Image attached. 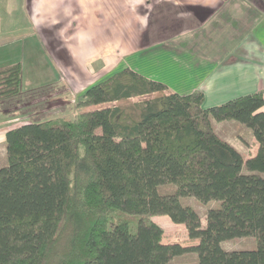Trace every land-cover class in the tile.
Returning a JSON list of instances; mask_svg holds the SVG:
<instances>
[{"label": "trees", "instance_id": "16d2710c", "mask_svg": "<svg viewBox=\"0 0 264 264\" xmlns=\"http://www.w3.org/2000/svg\"><path fill=\"white\" fill-rule=\"evenodd\" d=\"M21 92V63L1 67L0 100ZM204 99L124 68L89 86L73 114L9 128L0 264H172L188 252L191 264H264V92ZM214 120L250 127L257 153L246 158ZM188 196L207 206L205 224ZM119 212L140 219L115 222ZM158 215L184 223L192 242L166 241L146 219ZM240 237L257 247H223Z\"/></svg>", "mask_w": 264, "mask_h": 264}, {"label": "crops", "instance_id": "0c3cea01", "mask_svg": "<svg viewBox=\"0 0 264 264\" xmlns=\"http://www.w3.org/2000/svg\"><path fill=\"white\" fill-rule=\"evenodd\" d=\"M4 9L11 19L5 24ZM14 32L36 36V45L25 49L34 57L46 50L65 84L48 96L66 104L124 68L180 94L202 91L204 107L264 92V0H0V35ZM171 45H192L188 49L196 53L177 54ZM197 45L220 48L204 54ZM7 112L14 115V109ZM232 125L244 126L214 120L222 138L246 158L255 155L259 145L253 133L249 140H236ZM11 127L0 118V160ZM224 128L226 134L219 132Z\"/></svg>", "mask_w": 264, "mask_h": 264}, {"label": "rangeland", "instance_id": "374dc122", "mask_svg": "<svg viewBox=\"0 0 264 264\" xmlns=\"http://www.w3.org/2000/svg\"><path fill=\"white\" fill-rule=\"evenodd\" d=\"M161 10L165 11V7L161 6ZM169 9V7H166ZM6 9L3 10V22L5 24L6 20L11 21L10 18H6ZM155 17L153 18V20ZM20 19H13V22L16 24ZM20 28V23L19 27ZM36 36L27 35L25 32H14L0 35V68L3 66H7L9 64L20 62L22 65V92L20 95L15 96L13 98H8L4 100H0V112H2L5 118L6 124L10 126H16L22 124L24 121H32L38 119H43L46 117H56L60 115H71L74 111V104L78 100L73 98V101H69L66 104V101L56 98H51L48 96V93L52 90V88H57L63 90V86L65 85L60 81V72L56 65L53 64L52 59L48 56L46 50L36 51L37 57L32 56V54L25 49V45H36L34 43V38ZM215 42V41H214ZM213 42V43H214ZM174 48H177L176 53L180 54L181 52L184 54H192L195 55V52H191L188 48H191L192 45H184L182 49V45H171ZM204 49H201L197 45V52L201 53H213L216 49L220 48L218 45H204ZM223 52V49L221 50ZM163 69V68H162ZM53 80V82H52ZM175 84V83H174ZM179 83H176V86ZM37 87V88H35ZM37 89V90H35ZM70 94V93H69ZM36 96V97H35ZM82 97V96H81ZM80 98V96H79ZM30 99V100H29ZM32 102H35V105L32 108ZM67 105V106H66ZM17 106V107H16ZM17 109H16V108ZM19 107V109H18ZM66 107V108H65ZM8 110L14 109V115H10ZM16 109V110H15ZM66 109V112L64 111ZM36 113H34L35 111ZM34 111V112H33ZM27 121V122H28ZM241 123V122H240ZM241 129H236L237 127L232 125L229 127V130H235L233 133V138L236 140H249L250 133H252L251 128L246 124H243ZM223 128V127H222ZM225 128L221 129L219 132L222 134L225 133ZM227 136H230L228 133ZM246 150V148H245ZM3 151V147L0 146V152ZM0 159H2V155L0 154ZM4 162V160H0V164ZM173 188V186H171ZM167 187H162V193L168 192L166 191ZM182 204L193 206L201 215L202 222L205 224L206 222V210L207 206L201 204L194 197H182ZM135 218V219H134ZM117 219H134V221H138L140 217L130 216L126 213L119 212L117 215L115 222ZM147 220L158 221L164 228V239L166 241L179 242L183 245H188L192 242L189 238L187 227L184 223H175L168 215H158L152 217H146ZM223 247L227 250L233 249H253L257 247V239L255 237H240L228 241L223 242ZM199 260L198 254L195 252H188L181 255H178L172 259V264H191L197 263Z\"/></svg>", "mask_w": 264, "mask_h": 264}]
</instances>
